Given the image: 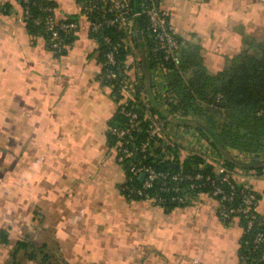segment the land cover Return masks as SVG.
I'll use <instances>...</instances> for the list:
<instances>
[{
    "label": "crops",
    "instance_id": "crops-1",
    "mask_svg": "<svg viewBox=\"0 0 264 264\" xmlns=\"http://www.w3.org/2000/svg\"><path fill=\"white\" fill-rule=\"evenodd\" d=\"M50 1L57 19L76 17L81 24L61 56L18 22L17 0H0V231L9 239L0 242V264H243L244 227L239 219L221 221L210 194L169 211L122 194L126 171L108 140L117 100L100 82L103 64L87 0ZM159 3L171 15L179 57L194 50L210 75L242 50L244 38L264 40V0ZM131 32L124 73L132 92L143 106L168 114L167 71L149 67L136 21ZM167 119L178 125L183 117ZM178 149L188 155L184 145ZM227 152L238 164L262 166L232 171L257 193L256 212L264 219V156ZM24 239L34 243L36 258L28 255L31 248L16 252Z\"/></svg>",
    "mask_w": 264,
    "mask_h": 264
},
{
    "label": "trees",
    "instance_id": "trees-1",
    "mask_svg": "<svg viewBox=\"0 0 264 264\" xmlns=\"http://www.w3.org/2000/svg\"><path fill=\"white\" fill-rule=\"evenodd\" d=\"M17 2L23 8L26 6L29 8L31 18L25 23L29 31L43 35L50 44V36L44 35L42 27L35 25L33 19H43L47 15L56 18L54 3L50 0H29L27 4L21 0ZM131 6L133 10L139 9V0H131ZM46 8H51L52 11H47ZM94 17L95 14L89 16V19ZM75 20L78 19L76 17L58 19V21L65 22ZM135 21L137 30L141 31L147 40L149 67L163 65L167 71L165 85L168 94V114L178 113L183 117L182 121H179L180 124L194 128L195 132L210 144L219 157H223L224 153L229 150H236L254 157L264 156V40L244 38L242 50L227 59L226 66L220 73L210 75L194 50H184L177 61H163L162 54L153 51L154 44L147 30V18L139 17ZM75 36L76 33H69L61 35V38L69 47ZM93 36L99 41L102 71L107 67V53L118 44L119 48L114 51L116 61L114 67L119 68L120 77L126 76L124 60L128 50L124 45L127 33L112 27ZM133 37L136 40L139 39L136 32L133 33ZM68 47L57 55L65 54ZM113 94L115 98H119L117 89L113 90ZM134 104L140 113L149 110L167 119V112L143 106L138 95L134 97ZM122 122L121 115L116 112L110 125L120 126ZM108 140L110 146L115 144V139L109 133ZM154 152L155 157H150L146 162L157 169L190 173L202 171L207 174L213 170V165L206 163L205 157L201 154H188L186 157H181L178 142L173 138H160ZM224 163L226 169L229 170L237 165L253 170L262 169V166L256 163L238 164L230 157L225 158ZM136 183L138 184L137 180ZM240 188L241 185H237L233 205H237L240 201L238 196ZM182 191L186 194V201L183 203L168 202L164 208L166 211L187 204L193 195H198V191L189 189L188 184L182 185ZM253 195L258 201L257 193L253 191ZM239 221L245 231L240 248L241 261L245 264H264V242L257 247L254 244L256 233H264V219L256 212V220L249 230L246 229V222L243 219ZM0 242L9 243L5 230L0 231ZM30 248L28 255L34 259L37 253L33 242L24 239L16 244V252L21 249L28 251Z\"/></svg>",
    "mask_w": 264,
    "mask_h": 264
},
{
    "label": "built area",
    "instance_id": "built-area-1",
    "mask_svg": "<svg viewBox=\"0 0 264 264\" xmlns=\"http://www.w3.org/2000/svg\"><path fill=\"white\" fill-rule=\"evenodd\" d=\"M21 1L24 4L29 2V0ZM45 10L52 11L51 8ZM86 14L88 16L95 14L93 19H89L91 35L102 33L112 27L126 32L125 49H128L129 40L132 39L131 28L134 21L139 17H146L147 30L154 44L153 51L162 54L163 61L179 59V39L172 29L171 15L161 8L159 0H139L137 10H133L131 0H87ZM30 18L31 13L26 6L17 20L27 23ZM33 23L42 27L44 35L50 36L49 45L56 54L62 53L68 47L61 35L77 33L81 27L78 20L58 21L50 15L43 19H33ZM118 48V44L114 45L107 53V67L100 74V82L112 90L117 89L119 93V98L116 97L117 112L121 115L123 122L120 126L110 125L108 133L115 139L117 162L126 171L125 181L120 188L122 194L129 199L143 200L165 208L168 202L186 201L182 185L188 184L189 189L197 190L199 195L207 193L218 200V216L221 221L225 223L233 219H243L246 222V229H251L256 220L258 201L253 195L249 182L238 183L235 173L226 169L224 164L216 168L213 161L205 158L206 163L213 165L212 172L207 174L202 171L170 172L157 169L146 162L150 157H155L154 148L159 139L172 136L169 122L168 119L149 110L143 113L138 111L128 78L120 77L119 68L114 67L116 65L114 51ZM159 66L166 70L163 65ZM239 156L258 159L243 152H239ZM237 185H241L238 194L240 201L237 205H233ZM262 242H264V233L257 232L254 239L255 246Z\"/></svg>",
    "mask_w": 264,
    "mask_h": 264
},
{
    "label": "rangeland",
    "instance_id": "rangeland-1",
    "mask_svg": "<svg viewBox=\"0 0 264 264\" xmlns=\"http://www.w3.org/2000/svg\"><path fill=\"white\" fill-rule=\"evenodd\" d=\"M180 121H182V119H180ZM177 124L178 125H175V123L172 121L169 122V130L173 136V139L179 142L178 145H184L187 154H201V152H203L201 155H203L205 158H209L211 162L213 161L216 163L219 161L224 163L225 158L234 157L232 154L233 152L224 153L223 157H219L210 144L207 141H204L200 137V134L195 132L194 128L185 127L184 125L180 124V122Z\"/></svg>",
    "mask_w": 264,
    "mask_h": 264
},
{
    "label": "water",
    "instance_id": "water-1",
    "mask_svg": "<svg viewBox=\"0 0 264 264\" xmlns=\"http://www.w3.org/2000/svg\"><path fill=\"white\" fill-rule=\"evenodd\" d=\"M143 177V176H142Z\"/></svg>",
    "mask_w": 264,
    "mask_h": 264
}]
</instances>
